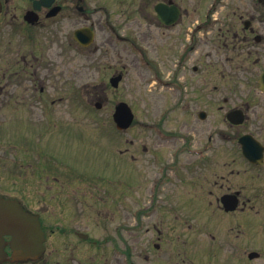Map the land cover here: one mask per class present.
I'll list each match as a JSON object with an SVG mask.
<instances>
[{"label": "flooded vegetation", "instance_id": "obj_1", "mask_svg": "<svg viewBox=\"0 0 264 264\" xmlns=\"http://www.w3.org/2000/svg\"><path fill=\"white\" fill-rule=\"evenodd\" d=\"M182 4L0 0V110L15 103L24 115L12 116L13 124L0 116V140L2 134L14 138L0 144V198L38 217L44 245L46 230L89 243L79 230L82 218L87 223L93 215L99 220L116 213L133 218L134 236L147 235L143 244L132 238L129 264H219L228 254H233L229 264H264V0H211L206 15L196 11L190 18ZM131 8L145 15L141 35L156 30V47L135 48V60L150 69L151 90L158 88L152 90L154 102L168 106L163 116L150 118L149 129L137 130L145 132V140L136 134L129 142L130 174L115 169L117 178L105 176L93 186V173L66 159L69 148L84 141L72 133L76 53L83 52L84 69L112 70L107 84L114 75L123 78L121 58L113 59L107 45L123 42L124 22L140 27L139 17L124 15ZM80 30L92 37L88 47L75 41ZM54 107L61 113L51 112ZM131 128L115 129L110 142L118 149ZM127 199L132 203L125 206ZM44 213L55 218L53 224ZM3 253L0 264L14 262L7 247Z\"/></svg>", "mask_w": 264, "mask_h": 264}, {"label": "rangeland", "instance_id": "obj_2", "mask_svg": "<svg viewBox=\"0 0 264 264\" xmlns=\"http://www.w3.org/2000/svg\"><path fill=\"white\" fill-rule=\"evenodd\" d=\"M177 1H183L182 5L186 8L189 18L194 17V12L196 11H198L199 14L201 13V16L202 14L206 15L209 10V3L211 2V0ZM112 9L115 11L114 8ZM112 9L109 8V11H112ZM124 15L126 18L134 17L138 19L139 17L140 27H138L137 24H132L131 22H129V24L124 22L122 30L119 32L120 35L124 34L123 42H113L116 47L113 44L107 45L109 55L113 57V59H117L119 57L122 61L123 80L117 89H110V87H108L105 89V92L102 93V86L103 84H107V77L112 72V70H105L102 65L99 67L91 66L84 69L87 65V62L85 59L81 58L83 52L76 53V86L78 87L75 90L77 92L76 102L78 104L76 105L75 109H73L76 120L74 122L76 125L75 132L73 131L72 133H74V138L84 139V141H82L83 143L79 142V144L71 146L69 148V158L66 157V159L75 161L76 167H83L89 173H93L92 177L95 180H93V186L96 184L95 182L98 184L102 183V180L105 176L108 178H117V175L114 173L115 169L118 170V173L121 170L124 173V177L127 173L130 174L133 167L128 156L130 155L134 146L131 147L129 142L134 141V139L138 136L140 137V142L145 140V132L137 133V130L149 129L148 124L150 122V118L152 116H163L166 111L165 108L168 106L161 101L154 102V99L157 96V93L154 91L158 90V88L155 90L152 89L154 91L151 90L149 85V80L151 78L150 69L142 64L139 65L135 60V48L149 49L155 46L156 41L154 33L156 30H153L151 35H141L139 33L146 31L145 26L141 25V23L144 24L145 15L143 14V10L139 11V8L133 10L132 8L124 9ZM126 39H128V41H125ZM149 44L153 46H149ZM114 47L115 49L120 50V55L116 56L113 54V52H116L113 49ZM107 56H105V58H107ZM107 85L109 86V84ZM99 93H101L103 98L105 94L107 98L102 99ZM119 101H124L131 107L134 116H136V122L133 123L134 127L131 128V131L123 135V146L121 145L117 149L115 144L110 142V138L112 140L114 135H116V132H113L115 130V126L111 115L113 113L115 104ZM95 102H99L101 104L100 109L94 108ZM51 112L61 113V111L57 110V107L52 108ZM22 113L23 111L21 108L15 103L6 105L2 110H0V116H3L5 119H11L12 124L15 122V119H12V116H24ZM86 116L91 117L86 118ZM9 121L10 120L5 121L3 124L6 129L9 125ZM65 123L67 122L65 121ZM62 128L63 126H61L59 130H63ZM102 129H107L108 132L103 134L101 132ZM1 132L2 131L0 127V133ZM136 134L138 135L135 137ZM100 137H102V139ZM15 138H17L16 135ZM13 139L2 134L0 144H9L13 141ZM55 144L59 148L56 152L62 153L63 148L60 147L58 142H55ZM128 146H130V148H128L127 151L126 149ZM117 150L123 151V153L118 155ZM110 152L113 155H116V157H113ZM85 154L91 155V157L86 158ZM61 155L60 159H62ZM93 155H95V157ZM74 169L77 171L75 167ZM59 174L61 176L60 171ZM74 174L77 176L78 173ZM130 177L132 178L133 175ZM125 179L129 180L128 178ZM129 203L132 202L131 200L129 201L127 199L123 205L126 206ZM107 204L108 207H110L114 203L109 200ZM42 216L49 225L54 223L55 218L51 217V215L44 213ZM126 219V216L121 217V215H117L116 213L110 214L108 218L101 217L99 220L93 215L92 218L87 222L89 225L88 227L87 223L83 222L84 218H82L79 223L83 225V228L79 230L89 235V239H91L89 243L77 241L78 239L76 237H74V239L69 232L65 234L66 238L63 239L61 233H56L54 231L49 232L46 230L45 254L40 258H33L30 261H26L21 264H57V262H59V264H129L131 259L126 258V252H129L130 258H132V238L137 237L143 244V241L146 239L147 235L142 232L139 234V236H134L133 232L130 231L133 218L129 216L127 223L125 221ZM66 220H68V218L64 219V221ZM141 220H143V222L146 221L145 219ZM121 221H123V225L126 223L127 227L125 225L123 228ZM84 223L86 224V227H84ZM119 227L121 228L120 230H122V234L125 237V246L123 249L125 254L124 259H122L121 255H119V250H121L120 243L122 241L118 240L117 231ZM68 236L72 237L68 239ZM91 242L95 243L92 244ZM70 255L74 256V258H77L75 263H73L71 260ZM229 255L231 257H229ZM235 257L237 256L235 255ZM232 258L233 254H228L227 258H225L223 262L229 264L230 262H233ZM223 262L220 260L219 264H223Z\"/></svg>", "mask_w": 264, "mask_h": 264}, {"label": "water", "instance_id": "obj_3", "mask_svg": "<svg viewBox=\"0 0 264 264\" xmlns=\"http://www.w3.org/2000/svg\"><path fill=\"white\" fill-rule=\"evenodd\" d=\"M163 8L158 9L160 17L163 16ZM176 12L172 11V17ZM79 41L87 45L89 38L82 32H77ZM120 77L112 80V85L117 86ZM99 107V106H97ZM133 115L125 103H119L114 110L113 121L118 129H126L130 126ZM8 236L7 242L16 260H27L38 257L43 252V234L39 228L36 217L25 212L17 202L0 198V256L3 254L4 237Z\"/></svg>", "mask_w": 264, "mask_h": 264}, {"label": "bare ground", "instance_id": "obj_4", "mask_svg": "<svg viewBox=\"0 0 264 264\" xmlns=\"http://www.w3.org/2000/svg\"><path fill=\"white\" fill-rule=\"evenodd\" d=\"M4 243H5V245H4L3 249H4L5 247H7L8 250H11L10 247H9V245L7 244V242H6L5 240H4Z\"/></svg>", "mask_w": 264, "mask_h": 264}]
</instances>
